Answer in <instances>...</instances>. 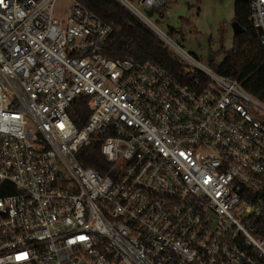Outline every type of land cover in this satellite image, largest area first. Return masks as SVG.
Segmentation results:
<instances>
[{"label":"built area","instance_id":"built-area-1","mask_svg":"<svg viewBox=\"0 0 264 264\" xmlns=\"http://www.w3.org/2000/svg\"><path fill=\"white\" fill-rule=\"evenodd\" d=\"M57 1L0 3V264H264V104L151 21L175 0L117 1L207 87L109 58L112 28ZM250 18L264 47V0Z\"/></svg>","mask_w":264,"mask_h":264},{"label":"trees","instance_id":"trees-1","mask_svg":"<svg viewBox=\"0 0 264 264\" xmlns=\"http://www.w3.org/2000/svg\"><path fill=\"white\" fill-rule=\"evenodd\" d=\"M87 8L104 25L112 28L106 46L105 55L112 59L128 58L137 63L152 62L165 70L173 79L184 85L194 86L200 81L207 87L210 80L201 72L189 69L160 38L117 0H74ZM190 4H187L189 7ZM160 10V14L166 10ZM186 20L183 19L181 24ZM234 23L244 30L234 35L233 47L220 53L225 55L220 65L211 62V69L219 76L237 80L252 96L264 104V47L261 45V32L254 28L250 18V0H237L235 3ZM180 28H170L169 36L176 40ZM84 101V100H82ZM91 110L87 102L74 105L72 118L79 126L89 120ZM79 161L101 175H107L111 164L102 154L101 142H94L79 153Z\"/></svg>","mask_w":264,"mask_h":264},{"label":"rangeland","instance_id":"rangeland-1","mask_svg":"<svg viewBox=\"0 0 264 264\" xmlns=\"http://www.w3.org/2000/svg\"><path fill=\"white\" fill-rule=\"evenodd\" d=\"M177 1V3H175ZM162 18L156 14L151 21L164 34L169 36L170 28L177 21L180 6H186V0H175ZM237 0H192L189 4L185 22L180 24L179 36L174 40L186 53L197 57L203 66L211 68L209 60L215 58L220 65L225 55L221 48L229 51L233 47L235 3ZM130 4L143 11L141 0H132ZM70 0H58L56 13L64 18ZM178 28V29H179ZM260 117L259 110L253 109Z\"/></svg>","mask_w":264,"mask_h":264},{"label":"water","instance_id":"water-1","mask_svg":"<svg viewBox=\"0 0 264 264\" xmlns=\"http://www.w3.org/2000/svg\"><path fill=\"white\" fill-rule=\"evenodd\" d=\"M128 1H132V0H128ZM192 0H186V6L180 8L177 12V21L174 25V27L176 29H178L180 27V24L182 22L183 19L186 18V14H187V10H188V6L187 4H189ZM147 15L151 18L153 15H154V10H150V11H146ZM244 33V30L239 27V25L237 23H234V35L237 36V35H241ZM215 60V58H211L209 60V62H213Z\"/></svg>","mask_w":264,"mask_h":264},{"label":"crops","instance_id":"crops-1","mask_svg":"<svg viewBox=\"0 0 264 264\" xmlns=\"http://www.w3.org/2000/svg\"><path fill=\"white\" fill-rule=\"evenodd\" d=\"M175 3H177V1H175ZM182 7H183V6H180L179 9L182 8Z\"/></svg>","mask_w":264,"mask_h":264},{"label":"snow or ice","instance_id":"snow-or-ice-1","mask_svg":"<svg viewBox=\"0 0 264 264\" xmlns=\"http://www.w3.org/2000/svg\"><path fill=\"white\" fill-rule=\"evenodd\" d=\"M0 3H3V0H0Z\"/></svg>","mask_w":264,"mask_h":264}]
</instances>
